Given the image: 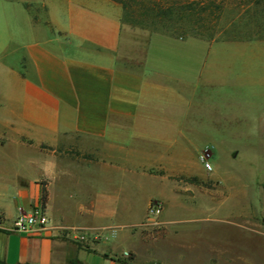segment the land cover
Instances as JSON below:
<instances>
[{"label":"crops","instance_id":"crops-1","mask_svg":"<svg viewBox=\"0 0 264 264\" xmlns=\"http://www.w3.org/2000/svg\"><path fill=\"white\" fill-rule=\"evenodd\" d=\"M263 86L264 40L126 29L110 0H0V263L119 264L129 252L136 264V193L154 183L163 205L180 199L192 138L247 119L220 101ZM43 191L50 225L13 232ZM159 223L176 237L177 222Z\"/></svg>","mask_w":264,"mask_h":264},{"label":"rangeland","instance_id":"rangeland-1","mask_svg":"<svg viewBox=\"0 0 264 264\" xmlns=\"http://www.w3.org/2000/svg\"><path fill=\"white\" fill-rule=\"evenodd\" d=\"M123 1L127 5L126 12L121 9L123 27L152 34L149 28L126 22L145 21L141 14L150 1ZM213 1L220 7L214 26L218 40H226L224 34L243 40H252L256 35L264 38V0ZM160 2L164 4V0ZM219 106L225 113L245 108L250 115L236 122L223 121L221 128H206L207 135L192 138L187 160L190 175L175 177L183 182V195L179 199L167 194L159 217L177 222L171 225L179 231L175 238L167 239L163 225L141 226L150 221L146 216L149 203L161 202L157 199L159 186L143 184L141 192L136 193L133 211L138 225L130 230L147 245L138 254L136 264H264V86L244 100L223 97ZM205 116L208 120L207 113ZM214 133L215 143L208 137ZM205 149L210 154V173L199 161ZM123 234L118 239L122 249L126 246L121 240Z\"/></svg>","mask_w":264,"mask_h":264},{"label":"trees","instance_id":"trees-1","mask_svg":"<svg viewBox=\"0 0 264 264\" xmlns=\"http://www.w3.org/2000/svg\"><path fill=\"white\" fill-rule=\"evenodd\" d=\"M112 3L120 6L123 12H126L127 5L123 0H110ZM150 6L145 7L141 16L145 21L137 23L136 20L127 19L126 22L131 25H140L149 28L152 34H158L175 39L195 38L206 41L218 40L214 31L215 23L219 20L220 7L215 5L214 1L202 0H149ZM260 0H257V2ZM186 35L188 37H186ZM226 40L235 39L230 35H225ZM255 40H264L257 35ZM235 40H243L237 37ZM250 40V39H247ZM46 203V192L42 194V208ZM119 264H131L133 257L128 254L126 258H116ZM2 264V263H0Z\"/></svg>","mask_w":264,"mask_h":264},{"label":"built area","instance_id":"built-area-1","mask_svg":"<svg viewBox=\"0 0 264 264\" xmlns=\"http://www.w3.org/2000/svg\"><path fill=\"white\" fill-rule=\"evenodd\" d=\"M210 154L208 149H205L199 154V161L203 164L204 169L210 173L212 167L208 162ZM163 211V204L159 201H151L146 210L147 219L149 222L143 223L141 226L144 228L159 227V217ZM50 225V219L47 216L45 209L42 207L36 208L29 213H25L22 209H18V215L13 223L12 231L18 234H30L34 231H41ZM128 257L127 253H124Z\"/></svg>","mask_w":264,"mask_h":264},{"label":"clouds","instance_id":"clouds-1","mask_svg":"<svg viewBox=\"0 0 264 264\" xmlns=\"http://www.w3.org/2000/svg\"><path fill=\"white\" fill-rule=\"evenodd\" d=\"M42 168L45 172L46 175L53 173L55 170V162L54 161H46L43 165Z\"/></svg>","mask_w":264,"mask_h":264}]
</instances>
